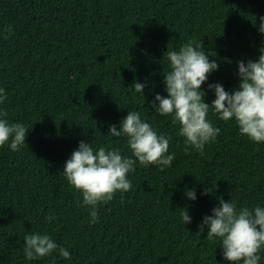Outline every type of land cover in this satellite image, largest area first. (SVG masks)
I'll return each mask as SVG.
<instances>
[{
	"label": "trees",
	"instance_id": "1",
	"mask_svg": "<svg viewBox=\"0 0 264 264\" xmlns=\"http://www.w3.org/2000/svg\"><path fill=\"white\" fill-rule=\"evenodd\" d=\"M260 17L264 0H0V33L13 29L8 39L0 35V87L7 93L0 108L29 129L19 152L0 148V264H229L199 225L217 198L264 205V144L210 109L220 134L198 153L151 101L167 95V50L189 41L219 65L201 85L206 103L215 98L208 84L237 88V62L256 60L264 46ZM134 82L146 85L144 97ZM128 110L170 137L175 159L163 170L137 164L131 190L115 193L90 224L63 164L80 141L131 155L126 138L108 133ZM183 209L191 223L183 224ZM48 214L53 222L45 221ZM29 232L51 235L71 259L54 253L26 261Z\"/></svg>",
	"mask_w": 264,
	"mask_h": 264
},
{
	"label": "clouds",
	"instance_id": "2",
	"mask_svg": "<svg viewBox=\"0 0 264 264\" xmlns=\"http://www.w3.org/2000/svg\"><path fill=\"white\" fill-rule=\"evenodd\" d=\"M12 31L9 25L0 35L8 39ZM257 31L264 35V17L259 18ZM165 59L168 70L163 74V83L167 95L155 94L151 105L155 114L171 116L186 146L202 154L205 146L220 134V128L208 119L210 109L218 119L233 121L241 136L255 144H264V46L259 48L256 60L237 62V88L229 92L218 82L207 85L215 97L211 103L205 102L201 85L219 65L215 59H209L201 43L189 41L178 49L167 50ZM145 86L141 82L132 85L135 93L142 96ZM6 99V90L0 87V105ZM7 116L0 108V148L7 145L10 151L19 152L26 146L29 129L22 123L10 122ZM108 133L126 138L131 155L116 147H94L80 141L63 164V176L79 194L78 206L87 208L90 224L99 221V207L111 201L115 193L131 190L129 173L135 171L137 164L163 170L171 167L175 159V153L168 151L170 137L158 133L139 111L128 110L118 125L109 127ZM213 189L206 188L201 194L209 195ZM185 196L192 201L197 199L194 190H185ZM217 200L218 206L202 217L200 232L207 229L206 238L218 242L222 258L229 264H264V205L247 207L238 206L231 199ZM180 215L184 225L191 223L188 210L183 209ZM44 219L53 222L55 217L48 214ZM54 253L65 260L71 259L67 248L47 233L29 232L23 237L26 261Z\"/></svg>",
	"mask_w": 264,
	"mask_h": 264
}]
</instances>
